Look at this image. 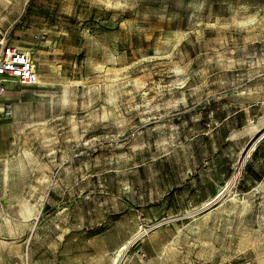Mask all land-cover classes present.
Segmentation results:
<instances>
[{
	"label": "rangeland",
	"instance_id": "1",
	"mask_svg": "<svg viewBox=\"0 0 264 264\" xmlns=\"http://www.w3.org/2000/svg\"><path fill=\"white\" fill-rule=\"evenodd\" d=\"M2 39L0 264H264V0H0Z\"/></svg>",
	"mask_w": 264,
	"mask_h": 264
},
{
	"label": "built area",
	"instance_id": "2",
	"mask_svg": "<svg viewBox=\"0 0 264 264\" xmlns=\"http://www.w3.org/2000/svg\"><path fill=\"white\" fill-rule=\"evenodd\" d=\"M35 65L28 53L0 40V100L9 86H29L36 83ZM4 103L2 111L10 109Z\"/></svg>",
	"mask_w": 264,
	"mask_h": 264
},
{
	"label": "bare ground",
	"instance_id": "3",
	"mask_svg": "<svg viewBox=\"0 0 264 264\" xmlns=\"http://www.w3.org/2000/svg\"><path fill=\"white\" fill-rule=\"evenodd\" d=\"M2 111V108L0 107V112ZM8 113V112H7ZM137 239V238H136ZM117 258V257H116ZM118 260V259H117ZM115 264V263H114Z\"/></svg>",
	"mask_w": 264,
	"mask_h": 264
}]
</instances>
